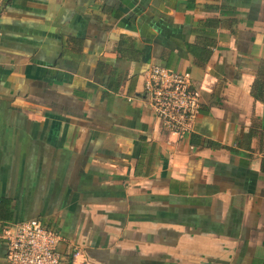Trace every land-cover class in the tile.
Returning <instances> with one entry per match:
<instances>
[{"label":"crops","instance_id":"obj_1","mask_svg":"<svg viewBox=\"0 0 264 264\" xmlns=\"http://www.w3.org/2000/svg\"><path fill=\"white\" fill-rule=\"evenodd\" d=\"M152 65L199 88L176 142L128 99ZM31 218L62 264H264V0H0V228Z\"/></svg>","mask_w":264,"mask_h":264},{"label":"built area","instance_id":"obj_2","mask_svg":"<svg viewBox=\"0 0 264 264\" xmlns=\"http://www.w3.org/2000/svg\"><path fill=\"white\" fill-rule=\"evenodd\" d=\"M128 99L146 104L172 142L192 133L202 106L199 88L189 71L160 65L148 68L141 90ZM0 238L6 244V259L11 264H62L59 234L36 218L4 222Z\"/></svg>","mask_w":264,"mask_h":264}]
</instances>
